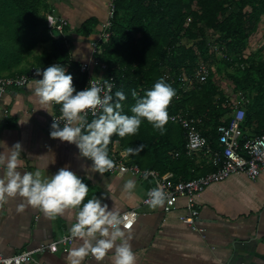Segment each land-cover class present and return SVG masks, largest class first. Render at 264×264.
I'll return each instance as SVG.
<instances>
[{
	"label": "trees",
	"instance_id": "trees-1",
	"mask_svg": "<svg viewBox=\"0 0 264 264\" xmlns=\"http://www.w3.org/2000/svg\"><path fill=\"white\" fill-rule=\"evenodd\" d=\"M115 6L113 34L102 42L99 57L108 63L105 73L115 79L112 93L120 89L126 94L122 101L124 112L130 113L135 102L132 89L144 95L145 89L163 76L175 89L167 106L169 115L182 111L198 118L202 133L215 148L222 146L219 125L228 124L234 113L229 97L232 94L241 92L249 101L244 106L241 146L264 132V59L243 53L250 36L259 28L264 0H115ZM50 7L48 0H0V73L20 66L39 41L48 39L51 48L36 56L32 67L63 63L73 73L77 88H84L89 75L82 72L80 60L70 61V43L48 32L47 17L41 9L48 11ZM97 22L89 19L80 28L89 34ZM210 30L220 33L230 53L236 55L226 52L216 62L215 70L207 56ZM186 38L192 44L184 42ZM202 61L210 64L206 63L209 74L204 81L195 76ZM31 68L12 74L27 73ZM183 74L188 79L182 80ZM225 76L232 81L228 90L223 89ZM56 107L60 109L59 104ZM116 140L119 155L128 146L144 143L141 152L126 154L129 161L142 168L157 169L162 175L173 172L175 180L195 178L213 168L202 154L187 153L186 131L170 119L163 132L144 118L136 133L124 137L113 133L108 145L110 157Z\"/></svg>",
	"mask_w": 264,
	"mask_h": 264
},
{
	"label": "crops",
	"instance_id": "crops-1",
	"mask_svg": "<svg viewBox=\"0 0 264 264\" xmlns=\"http://www.w3.org/2000/svg\"><path fill=\"white\" fill-rule=\"evenodd\" d=\"M110 1L48 0L57 14L69 19L67 35L75 60L82 61L91 55L92 41L99 36L108 17ZM41 13L47 15L48 11L41 9ZM89 19L98 22L92 32L85 34L80 27ZM49 48L51 40L39 41L20 66L5 69L0 75L31 68L35 57ZM37 79L23 87H9L0 94V150L19 140L24 148L18 166L21 170L39 168L44 175H51L66 164L82 176L86 170L85 179L91 177L88 196L103 192L111 197H104L109 206L120 213L135 210L137 218L126 231L133 235L136 264H264V171L257 178L237 173L211 183L198 197L200 229L192 228L180 219L185 212L183 199L170 212H165L163 205L150 207L142 203L154 179L130 171H95L90 159L79 155L74 143L50 137L51 117L57 107L54 102L40 103L34 93ZM118 148L116 143L115 149ZM170 173L174 177L173 172L167 174ZM129 178L136 181L132 190L124 188ZM21 199L9 197L0 204V252L12 255L68 234L73 209L49 217L31 205L18 210ZM79 243L75 239L70 248L78 247ZM67 253L62 249L48 251L40 254L39 259L47 264H68ZM81 264H113V253L109 250L100 261L88 255Z\"/></svg>",
	"mask_w": 264,
	"mask_h": 264
},
{
	"label": "clouds",
	"instance_id": "clouds-1",
	"mask_svg": "<svg viewBox=\"0 0 264 264\" xmlns=\"http://www.w3.org/2000/svg\"><path fill=\"white\" fill-rule=\"evenodd\" d=\"M34 71L39 74L34 93L40 103L54 102L60 105L59 117L51 113L50 137L74 143L79 155L90 159V166L95 171L103 173L113 167L114 162L108 154L113 133L120 137L136 133L144 118L160 132L165 130L169 120L167 106L175 89L163 76L152 87L145 89L144 95H138L132 89L135 102L129 113L124 112L122 107L125 92L117 89L113 94L112 85L107 80L103 82L106 88L91 78L84 88L78 89L73 82V73L63 63H51ZM97 108L101 109L98 115ZM89 113L93 117L91 120L88 119ZM144 147V143L128 146L123 154L141 152ZM23 150L19 140L0 150V204L9 197L18 196L22 198L17 204L18 210L31 205L49 217L73 209L74 219L67 232L69 238H76L80 243L78 247L68 250V264H81V260L88 255L100 261L109 250L113 253V264H136L131 243L133 235L126 231L131 220L109 206L104 197L111 199L110 195L102 192L88 196V180L91 177L85 179L87 171L82 176L67 164L51 175H44L39 168L29 170L23 167L21 170L18 166ZM135 185L136 181L129 178L124 188L132 190ZM147 195L145 203L150 207L162 206L166 200L170 202L168 193L160 186L149 189ZM86 196L88 198L85 200Z\"/></svg>",
	"mask_w": 264,
	"mask_h": 264
},
{
	"label": "built area",
	"instance_id": "built-area-1",
	"mask_svg": "<svg viewBox=\"0 0 264 264\" xmlns=\"http://www.w3.org/2000/svg\"><path fill=\"white\" fill-rule=\"evenodd\" d=\"M116 6L115 0L109 3V11L107 19L101 25L99 36L92 41L91 55L81 61V70L89 75L88 81L92 78L100 82L102 87L104 81L107 80L112 85L111 91L115 86V79L112 75H108L105 71L108 69V63L99 57L102 42L106 41L113 34L112 25L114 22ZM47 17L48 32L54 38H64L69 43L67 35V27L70 26L69 19L63 15L56 13L54 7H50ZM50 18V20L48 19ZM75 60L71 53L70 61ZM56 62V61H55ZM54 62V63H55ZM37 67L46 66H33L27 73L22 74H9L0 75V94L7 91L9 87L18 86L23 87L29 84L33 79L39 78V74L35 73L34 69ZM209 74V66L202 61L196 72L195 76L200 81L207 79ZM169 77V74H166ZM188 79L187 75H182V80ZM192 82V78H189ZM85 85V86H86ZM103 95V92L101 93ZM234 113L228 124H221L218 127L219 139L221 142L220 147H214L212 142L205 136L200 129V120L191 116L187 112H176L169 115V119L179 123L186 131V150L189 155H201L207 164H211L213 168L205 174L187 180H175L173 174H160L157 169L142 168L139 164L130 162L125 154L119 155L118 149H115L116 140L112 151L113 167L106 171L111 173L120 171H130L139 174L144 178L154 179V184L148 188L160 186L168 193V199L164 203L165 212H170L176 209L180 201L184 200L185 212L180 215V219L192 226V228L200 229L198 220L201 214V209L198 204L199 195L213 182L222 181L227 179L233 174L245 173L251 178H257L264 171V132L256 134L254 137L247 139L244 146L240 144V138L243 135L242 124L245 119L244 104L238 102L234 104ZM101 109L97 108V115ZM53 115L59 117L60 109L55 111ZM92 117L89 113L88 119ZM53 116L51 117V121ZM63 121H61L62 125ZM179 155V152L176 153ZM147 191V193H148ZM147 193L142 199L143 204L148 199ZM126 215L131 220V225L137 218L135 210H128L121 213ZM130 225V226H131ZM76 238H69L65 234L58 240L40 244L34 248L24 249L12 255H5L0 252V264H29L31 262L37 264H47L45 261L39 259L40 254L56 252L59 249L67 252Z\"/></svg>",
	"mask_w": 264,
	"mask_h": 264
},
{
	"label": "rangeland",
	"instance_id": "rangeland-1",
	"mask_svg": "<svg viewBox=\"0 0 264 264\" xmlns=\"http://www.w3.org/2000/svg\"><path fill=\"white\" fill-rule=\"evenodd\" d=\"M190 22V21H188ZM135 36L137 38H140V33H136ZM220 39V40H219ZM207 40L210 42V48L208 50L207 56L209 57L210 61L214 62L213 64H209L212 68V70H215L217 68L216 62H218L221 58L225 57L226 52L230 54V56L235 57V53L229 51V47L225 44V42L220 37V33L214 32L212 30L208 31ZM184 42L188 43L189 45L192 44V40L184 39ZM244 55L246 56H253L256 59L263 58L264 59V15L261 18V21L259 23V28L252 33L250 36L248 46L243 51ZM201 60H204V57L201 58ZM232 86V81L228 77H224L223 82V89H229ZM231 103L234 105L238 102H241L246 106V103H248L247 96L243 95L241 92L237 94H232L229 96Z\"/></svg>",
	"mask_w": 264,
	"mask_h": 264
}]
</instances>
